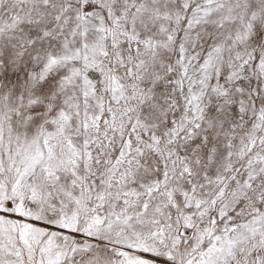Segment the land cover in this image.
I'll list each match as a JSON object with an SVG mask.
<instances>
[{
    "label": "snow or ice",
    "instance_id": "snow-or-ice-1",
    "mask_svg": "<svg viewBox=\"0 0 264 264\" xmlns=\"http://www.w3.org/2000/svg\"><path fill=\"white\" fill-rule=\"evenodd\" d=\"M0 264H264V0H0Z\"/></svg>",
    "mask_w": 264,
    "mask_h": 264
}]
</instances>
